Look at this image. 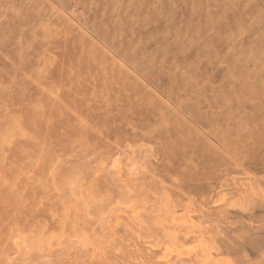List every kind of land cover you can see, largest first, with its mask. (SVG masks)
Listing matches in <instances>:
<instances>
[{
    "label": "rangeland",
    "instance_id": "1",
    "mask_svg": "<svg viewBox=\"0 0 264 264\" xmlns=\"http://www.w3.org/2000/svg\"><path fill=\"white\" fill-rule=\"evenodd\" d=\"M0 113L8 188L101 260L264 264V0H0ZM67 238L0 264H101Z\"/></svg>",
    "mask_w": 264,
    "mask_h": 264
},
{
    "label": "bare ground",
    "instance_id": "2",
    "mask_svg": "<svg viewBox=\"0 0 264 264\" xmlns=\"http://www.w3.org/2000/svg\"><path fill=\"white\" fill-rule=\"evenodd\" d=\"M191 40H192V38H191ZM158 73H160V72H158ZM153 74H155V73L153 72ZM246 84H247V82H246ZM119 88H120V86H119ZM110 108H112V107H110ZM71 113H73V112H71ZM11 129L13 130L14 133H16V132L20 133V126H19L18 122L13 120V122L11 123L9 121V117H7V113H4V114L0 113V208H1V210H0V255H8L11 252V250L15 248L16 249V252H17V254L19 256L26 257V258H30V259L36 258L37 256L43 254L47 249H49L50 247H52L56 243L61 244V245H67L68 243L70 244V241L67 238V234H68V232H71L74 236H83L85 238V240L88 242V244L90 245L91 250H92V252L90 251L91 252L90 259L91 260L89 259L92 263L99 262L101 264H109L106 260H101V256L98 255V251H97L96 247L94 246L93 243H90L89 242V237H88L86 231H84V230H82L80 228V225H79L80 224V221H79V219L77 220V217H75L76 220L73 219V221L68 224V222L70 220H72V218H71V216H72L71 208L69 209L65 204H63L64 219L63 218L60 219V218H57V209H54L52 206H42V205H40L41 206V208H40V207H38L34 203L31 204V205L25 204L23 202V200H21L16 195H14V192L10 188H8L10 186V184L8 182L9 179L7 177V175H8V168H7V166L10 163V159L12 157L11 156V153L8 150V146L10 144L9 139H10V135H11L10 134L11 133ZM116 163H114V166H115ZM111 167H113V166H110V168ZM113 169H114V167H113ZM122 182H124V181H122ZM127 183H128V181H127ZM74 187H73V189H74ZM78 196H80V195H78ZM220 200H221V198H220ZM125 209H126V207L124 208V210ZM129 209H130V207H129ZM38 210H41L42 213L39 214ZM127 210H128V208H127ZM117 211H120V210L117 209ZM43 212L45 214H43ZM90 213H91V211H90ZM130 213L131 214L132 213L133 214L136 213L135 212V209H133V212L131 210ZM114 214L116 215V212ZM184 214H186V213H184ZM108 216H110V215H108ZM126 216H128V215H126ZM131 216H133V215H131ZM134 216H136V215L134 214ZM132 218L133 217H131V219ZM185 218L187 219L188 217H185ZM116 219H119V218L116 217ZM175 219H176V217H175ZM110 220H108L106 222H109ZM170 220L168 222L171 223L172 221H170ZM185 220H183L182 222L184 223ZM116 221H118V220H114V222H112V224L114 223V225H115L117 223ZM175 221L173 220V223ZM176 223H177V221H176ZM180 223H181V221H180ZM192 223L189 222V224H191V225H192ZM104 225H106V224H104ZM170 225H173V224L171 223ZM197 225H195V226L197 227ZM106 226H109L108 223H107ZM112 227H113V225H112ZM197 228H199V227H197ZM110 233H109V235H110ZM14 238L15 239L16 238L18 239L15 247L13 246V240H14ZM112 238H113V236H112ZM198 244H199V242H198ZM203 244H205V242H203ZM203 244H201V245H203ZM194 245L196 246L197 244H194ZM201 245H200V248H204L205 249V247H202ZM189 246H191V245H189ZM173 247H175V246H173ZM156 248L158 249L159 247H156ZM185 248H187V247H185ZM192 248H193V250H197L194 247H190L189 250H191ZM70 250H72V249H70ZM167 250L168 251H166L165 253H167V252L170 251V249H167ZM175 251H177L176 248H175V250L173 252H175ZM185 251H186V249H185ZM173 252L170 251L169 254H172ZM177 252H175L174 254H177ZM181 252L182 251H180V253ZM205 252L206 251H204L202 249V252L201 253H202V255H204L203 257L206 256V258L208 260H210L209 255L206 254ZM186 253L189 254V252H187V251H186ZM186 253L184 252L183 256H185ZM167 254H165L166 256L164 258H167L169 256V254L168 255ZM181 254H179V255H181ZM85 257H86V255H85ZM158 259H160V258H158ZM224 260H225L224 262H226L228 259L227 260L224 259ZM219 262H221V259H220ZM219 262H216V263L220 264ZM224 262H222V263L224 264Z\"/></svg>",
    "mask_w": 264,
    "mask_h": 264
}]
</instances>
